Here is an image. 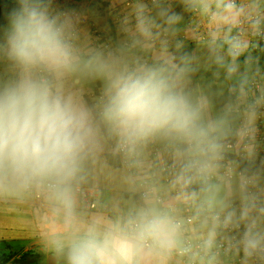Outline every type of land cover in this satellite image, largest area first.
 <instances>
[{
  "label": "crops",
  "instance_id": "0c3cea01",
  "mask_svg": "<svg viewBox=\"0 0 264 264\" xmlns=\"http://www.w3.org/2000/svg\"><path fill=\"white\" fill-rule=\"evenodd\" d=\"M53 7L79 16L83 45L112 53L130 66H158L153 50L171 51L178 69L173 74L175 87L200 107V123L207 132L195 148L166 135L150 138L172 147L170 153H158L159 162L180 164L190 157L207 164L200 175L183 169L166 175L154 168L150 142L134 152L120 153L117 137L97 121L96 142L71 185L75 226L83 229L94 223L101 230L123 229L128 218L140 219L152 211L184 222L183 208H190L194 220H200L189 225L190 238L215 240L219 226L214 216L203 212L205 207L226 213L232 222L254 224L255 229L243 235L252 243L264 240V214L252 205L255 192L264 203V162L258 156V144L244 143L239 128L242 120L252 127L259 122L248 109L252 99L248 82L257 76L264 93V42L257 49L252 47L255 35L264 37V0H53ZM252 14L258 19L237 34V20ZM7 74L0 62V78ZM65 87L94 112L102 108L103 79L78 78ZM261 119L264 122V112ZM234 134L239 136L234 146H224L223 140ZM238 152L257 169L245 174L235 163L233 177L227 178L216 167L218 156ZM149 177L154 178L153 193L141 199L139 181ZM75 185L94 190L90 204L79 200ZM59 207L51 191L40 193L39 184L31 189L0 186V256H7L0 264H48L50 254L56 256L57 264H68V248L56 243L51 233ZM184 241L183 232L174 225L171 244L143 247L139 264H185L177 253ZM233 259L235 264H254L240 251L219 255L213 262L231 264Z\"/></svg>",
  "mask_w": 264,
  "mask_h": 264
},
{
  "label": "clouds",
  "instance_id": "9594fccd",
  "mask_svg": "<svg viewBox=\"0 0 264 264\" xmlns=\"http://www.w3.org/2000/svg\"><path fill=\"white\" fill-rule=\"evenodd\" d=\"M77 14L53 0H14L0 25V186H46L60 206L54 241L68 248V264H139L145 244L164 247L174 224L162 211L141 216L136 231L96 224L79 229L72 216V181L96 142L97 121L126 152L166 135L199 147L207 135L200 107L174 84L168 56L158 66H130L120 57L79 41ZM101 78L100 111L83 105L66 83Z\"/></svg>",
  "mask_w": 264,
  "mask_h": 264
},
{
  "label": "built area",
  "instance_id": "2783aa9c",
  "mask_svg": "<svg viewBox=\"0 0 264 264\" xmlns=\"http://www.w3.org/2000/svg\"><path fill=\"white\" fill-rule=\"evenodd\" d=\"M258 19L257 14H252L247 17L241 18L236 22V33L239 34L242 30L249 25L251 22H255ZM264 42V37L259 33L255 35L252 43V47L257 49ZM236 49L235 47L233 48ZM250 91L252 92V99L250 105L248 106L249 111L254 112L258 117V126L252 127L250 124L240 121L239 128L241 131V140L244 143H257V153L259 158L264 162V122L261 119V115L264 112V93L261 87V81L257 76H252L248 82ZM237 134H234L223 140V145L228 147H233L237 141ZM239 137V136H238ZM150 142V138L143 143L136 146V148L131 151L134 152L139 150L143 144ZM151 144V154L155 158V169L162 172L163 174L170 175L173 174L178 169H183L188 172L200 175L203 174L206 168V163H201L194 158H184L180 164H176L173 161L159 162L157 155L159 152L164 151L170 153L172 147L166 144H160L158 142H150ZM116 149L120 153H128L123 148L119 146L118 139L116 140ZM233 157H230L227 153H220L217 159L216 167L218 170L227 178L233 177V165L238 163V158L242 156L241 152L232 153ZM154 178H142L139 181V191L138 196L141 199L147 198L153 193ZM31 186H27L26 189H31ZM74 192L77 194L79 200L84 204H90L94 198L95 192L88 187L75 185L73 187ZM50 190L43 185H40V193L45 194ZM252 205L258 208V211L264 214V203L258 192H255L252 199ZM205 214L214 216L215 221L218 223L219 237L215 240H204L202 238H190L188 227L191 223H199L200 220L195 221L192 216V211L190 208H183V212L186 215V220L184 222H179L176 216L171 218L173 224L178 226L185 236V241L181 248L177 250L180 255V259L185 264H216L213 259L219 255L231 254L234 251H240L244 258L252 261L254 264H264V240L252 243L244 235L248 229H255L254 224L246 225L242 222H232L230 216L226 213L210 212L207 208L202 209ZM200 219V217H199ZM139 218H128L123 223V230L128 233H134L136 231L137 223ZM226 233L227 237L222 235ZM151 243L145 244L144 247H152ZM236 260H232L231 264H235Z\"/></svg>",
  "mask_w": 264,
  "mask_h": 264
},
{
  "label": "trees",
  "instance_id": "16d2710c",
  "mask_svg": "<svg viewBox=\"0 0 264 264\" xmlns=\"http://www.w3.org/2000/svg\"><path fill=\"white\" fill-rule=\"evenodd\" d=\"M14 3V0H0V25L6 24V13L10 7H12V4ZM230 157H233V154H229ZM238 164L241 169L242 173L250 174L256 171V166H251L246 160L239 157L238 158ZM7 256H0V263H4L6 261Z\"/></svg>",
  "mask_w": 264,
  "mask_h": 264
},
{
  "label": "water",
  "instance_id": "95a60500",
  "mask_svg": "<svg viewBox=\"0 0 264 264\" xmlns=\"http://www.w3.org/2000/svg\"><path fill=\"white\" fill-rule=\"evenodd\" d=\"M161 56H168L171 59V62L177 67L176 62L172 60L173 54L171 53V51L158 49L153 50V59H158ZM48 264H57V258L54 254L49 255Z\"/></svg>",
  "mask_w": 264,
  "mask_h": 264
}]
</instances>
